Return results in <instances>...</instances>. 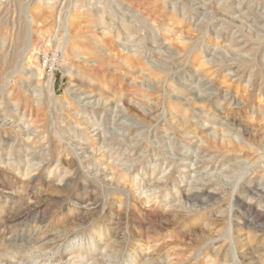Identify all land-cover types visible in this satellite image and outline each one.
<instances>
[{"label":"rangeland","instance_id":"obj_1","mask_svg":"<svg viewBox=\"0 0 264 264\" xmlns=\"http://www.w3.org/2000/svg\"><path fill=\"white\" fill-rule=\"evenodd\" d=\"M0 264H264V0H0Z\"/></svg>","mask_w":264,"mask_h":264},{"label":"bare ground","instance_id":"obj_2","mask_svg":"<svg viewBox=\"0 0 264 264\" xmlns=\"http://www.w3.org/2000/svg\"><path fill=\"white\" fill-rule=\"evenodd\" d=\"M24 6V5H23ZM18 7V6H17ZM84 7V6H83ZM105 8V7H104ZM103 10V9H102ZM99 11H101V10H99ZM87 12V11H86ZM90 13V12H89ZM20 14V13H19ZM88 14V13H87ZM92 14H94V13H92ZM91 14V18H93V17H96L97 16V19L96 18H94L95 20H98V16H101V15H99V12H98V15L97 14H95L94 16ZM72 18V17H71ZM69 19H70V17H69ZM73 19V18H72ZM71 19V20H72ZM99 21H101V17H100V19H99ZM70 24V23H69ZM71 25V24H70ZM142 25V24H141ZM131 26V25H130ZM144 26V25H143ZM144 28H146V27H144ZM123 29V28H122ZM124 30H126V31H130V29L129 28H125ZM22 31H24V30H22ZM140 31V30H139ZM131 32V31H130ZM25 33V32H24ZM132 34V33H131ZM136 34V33H135ZM24 35V34H23ZM152 35V34H151ZM26 36V35H25ZM155 36V35H154ZM23 37V36H22ZM59 40H60V38H59ZM61 40H63V37H61ZM142 41V40H141ZM64 48V47H63ZM64 51H65V49H64ZM165 62V61H164ZM174 63V62H173ZM72 70V69H71ZM71 70L70 69H67L66 70V74L67 75H69L70 76V74H71ZM40 76H41V74H40ZM52 82H53V77H52V75L51 76H49L48 77V81H47V85H48V83L50 84V85H52ZM48 87V86H47ZM129 136V135H128ZM227 254V253H226Z\"/></svg>","mask_w":264,"mask_h":264}]
</instances>
